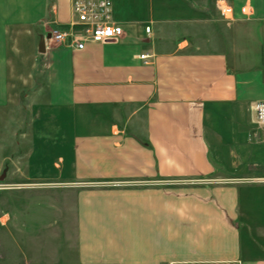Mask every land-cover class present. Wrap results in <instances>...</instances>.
<instances>
[{"label": "crops", "instance_id": "crops-1", "mask_svg": "<svg viewBox=\"0 0 264 264\" xmlns=\"http://www.w3.org/2000/svg\"><path fill=\"white\" fill-rule=\"evenodd\" d=\"M217 1L115 0L124 31L118 42L40 54L41 35L74 21L70 0H0V127L28 82L36 92L28 137L50 136L53 148L33 147L16 160L34 177L37 154L48 152L52 170L41 163L36 178L77 183L78 264H264V251L243 240L242 226H254L242 217V187L162 184L215 178L214 163L239 168L244 143L257 151L264 0H225L232 22ZM247 4L253 16L244 19L239 8ZM25 35L31 43L23 51ZM13 157L5 162L13 165Z\"/></svg>", "mask_w": 264, "mask_h": 264}, {"label": "rangeland", "instance_id": "rangeland-1", "mask_svg": "<svg viewBox=\"0 0 264 264\" xmlns=\"http://www.w3.org/2000/svg\"><path fill=\"white\" fill-rule=\"evenodd\" d=\"M29 43L31 40L28 36L22 37L20 46L23 51H26ZM45 67L46 65H43V69L46 70ZM24 73L25 76L36 78L34 72H28V69ZM23 85L25 88L19 91V97L14 98L13 117L7 118L8 123L0 127V131L4 133L0 145V219L3 217L5 221L0 222V264H78L72 192L73 188L78 187L77 183L59 181L61 178H36V168L39 167L40 170L41 163H45L47 171L52 170V163L44 160V157L50 155L48 152L44 153V156L42 153L37 154L39 158H43L39 162L34 161L35 170L29 172L34 177L27 174L30 169L27 168V164L22 165L16 160V157H20L23 153L27 154L33 147L37 149L43 147L44 151L53 148V140L50 136L43 137L44 140H41L42 137L37 140L28 137L34 131L31 126L35 122L33 117L36 114L30 113L29 109L34 105L36 92L27 88L28 82H24ZM27 95L31 97L28 98ZM253 129L257 137L259 136V141L254 140L258 141L257 144L255 143L257 151L254 152V146L251 147L247 143L241 145L238 161L241 167L229 170L223 164L214 163L215 178L170 180L162 184L175 187L214 183L242 187L246 202L242 217L248 219L254 226L253 232H250L247 226H242L243 240L250 239L246 241L250 251L262 252L264 251V131L257 125H253ZM51 131L52 128L49 126L45 134L49 132L52 134ZM37 133L44 134L43 131L36 130L35 134L38 135ZM10 154H13L15 159L13 165L5 162L6 156ZM25 173L27 176H23ZM110 185L136 186L140 183L113 182ZM6 215L8 219L4 220Z\"/></svg>", "mask_w": 264, "mask_h": 264}, {"label": "built area", "instance_id": "built-area-1", "mask_svg": "<svg viewBox=\"0 0 264 264\" xmlns=\"http://www.w3.org/2000/svg\"><path fill=\"white\" fill-rule=\"evenodd\" d=\"M70 2L74 21L63 29L56 28L50 31L49 38L45 39L46 51L50 46H66L82 50L87 43L118 42L124 35L122 26L115 20V0H70ZM216 7L223 19L235 21V10L225 0H218ZM239 14L241 18H251L253 9L249 4L243 5L239 8ZM144 31L149 33L150 27L146 26ZM145 57L141 55L140 59ZM253 110L257 126L264 131V101L256 102Z\"/></svg>", "mask_w": 264, "mask_h": 264}, {"label": "water", "instance_id": "water-1", "mask_svg": "<svg viewBox=\"0 0 264 264\" xmlns=\"http://www.w3.org/2000/svg\"><path fill=\"white\" fill-rule=\"evenodd\" d=\"M49 34L45 37L44 35H41L39 38V45H38V52L40 54H44L45 53V39L49 38Z\"/></svg>", "mask_w": 264, "mask_h": 264}]
</instances>
